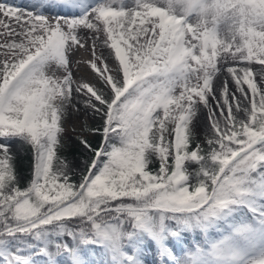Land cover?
Returning <instances> with one entry per match:
<instances>
[{
    "label": "snow or ice",
    "instance_id": "obj_1",
    "mask_svg": "<svg viewBox=\"0 0 264 264\" xmlns=\"http://www.w3.org/2000/svg\"><path fill=\"white\" fill-rule=\"evenodd\" d=\"M0 17V264H145L146 238L160 264H264V0L0 2ZM89 41L95 83L73 60ZM69 109L101 137H78L79 176L59 155ZM12 139L32 149L23 188Z\"/></svg>",
    "mask_w": 264,
    "mask_h": 264
},
{
    "label": "rangeland",
    "instance_id": "obj_2",
    "mask_svg": "<svg viewBox=\"0 0 264 264\" xmlns=\"http://www.w3.org/2000/svg\"><path fill=\"white\" fill-rule=\"evenodd\" d=\"M28 3L27 5H15L13 2L10 0H0V2H5L14 6H17L19 8H27V9H35L39 7V0H27ZM43 12L49 16H65V15H73L70 12L67 11H50L46 7L42 9ZM75 14V13H74ZM2 18V17H0ZM0 31H3L2 28H0ZM2 39H0V43H2ZM91 41H89V51L84 52L80 51L77 54L73 56V60L76 63L80 64V70L79 73L77 74L78 76L82 77L86 81H90L95 83V73L92 72L88 65V61L91 58ZM105 55H107L108 50L105 48L104 49ZM85 55L84 59H80L79 56ZM3 59V49H0V60ZM83 60V61H82ZM114 57L109 59L107 63L109 66L113 64ZM253 67V73H254V78L258 81L259 76H258V70L260 66L256 62H253L252 64ZM245 88H247V85H244ZM239 95V93H237ZM202 107V106H201ZM194 122V131L198 139L200 140L201 143H203L206 147V130L207 128L210 127L209 122L207 121V110L203 109L202 111L198 112L197 117L193 118ZM87 125L89 127H95L99 121L96 118H93L89 116L86 121ZM85 125V119H84V114L81 111L79 114H73V110L69 109L68 114L65 116L63 120V127L65 128V132L62 137V141L64 143L63 149L59 152V155L62 157H66L69 161L74 162L73 166L77 168V176H79V165L80 162L84 159H88L92 153L88 152V150L84 149L83 145L80 144L78 137L79 136H84L85 138L89 139L90 142H93L94 144H98L97 142L100 140L99 134L95 133H88L86 131H83ZM10 143V149L11 153L14 157L13 159V165L15 166L16 170L15 172L18 174V176L23 179L26 177L30 171L31 167L33 164V158H32V149L30 146L24 144L22 141L18 139H12L8 141ZM190 165L189 170L191 171L195 165V162H188ZM75 177L73 178L75 182ZM212 235H215L214 233ZM196 241H203V235L200 233H186L184 234V242L187 248H192L193 243ZM174 242H170L169 246L172 247V244ZM145 244L148 245L147 248H145L142 253L140 258L145 261V264H160V261L158 259V255L156 252V245L145 239ZM184 249H180L179 252H176V249H174V252L176 255L182 257ZM148 254L153 258L152 260H147L143 259L142 256ZM101 256H97L95 254H89L86 256V260L90 262V264H94L98 262ZM34 264H46V258L44 257H34L33 258ZM70 263V262H69ZM57 264H65V259L63 257L58 258Z\"/></svg>",
    "mask_w": 264,
    "mask_h": 264
},
{
    "label": "bare ground",
    "instance_id": "obj_3",
    "mask_svg": "<svg viewBox=\"0 0 264 264\" xmlns=\"http://www.w3.org/2000/svg\"><path fill=\"white\" fill-rule=\"evenodd\" d=\"M11 2H13V4L15 5H19V6H24V5H27L28 1L27 0H10ZM48 10L50 11H67V12H70L71 14H74V11L71 9V8H64V7H56V8H53V7H46ZM85 55L83 56H79L80 59H84ZM83 61V60H82ZM229 87L232 88L233 91H235V88H234V82H230L229 83ZM143 259H149V260H152L153 258H151V256H149L148 254H145L142 256ZM70 264V263H69ZM94 264H106V258L101 256L100 259L98 260V262L94 263Z\"/></svg>",
    "mask_w": 264,
    "mask_h": 264
},
{
    "label": "trees",
    "instance_id": "obj_4",
    "mask_svg": "<svg viewBox=\"0 0 264 264\" xmlns=\"http://www.w3.org/2000/svg\"><path fill=\"white\" fill-rule=\"evenodd\" d=\"M169 127H173V126H169ZM169 139H171L172 137H168ZM100 139H101V137H100ZM196 139L200 142V140L198 139V137L196 136ZM94 146H98V144H94L93 142H91ZM201 143V142H200ZM202 144V146H204L205 147V145L203 144V143H201ZM191 146H194V145H191ZM89 163H90V159H89ZM13 167H14V171L16 170V168H15V166L13 165ZM152 167L153 168H157L158 167V161L155 163V164H153L152 165ZM31 170H32V167H31ZM30 179H31V171H30V173L26 176V177H24L23 179H21L20 180V183L18 184V186H20V187H26L27 186V182L28 181H30Z\"/></svg>",
    "mask_w": 264,
    "mask_h": 264
}]
</instances>
